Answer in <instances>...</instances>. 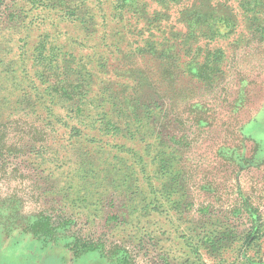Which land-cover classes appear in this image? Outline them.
<instances>
[{
    "label": "rangeland",
    "instance_id": "374dc122",
    "mask_svg": "<svg viewBox=\"0 0 264 264\" xmlns=\"http://www.w3.org/2000/svg\"><path fill=\"white\" fill-rule=\"evenodd\" d=\"M6 4L0 264H264V0ZM136 67L154 144L115 124ZM41 215L71 225L35 235ZM72 235L102 246L75 255Z\"/></svg>",
    "mask_w": 264,
    "mask_h": 264
},
{
    "label": "trees",
    "instance_id": "16d2710c",
    "mask_svg": "<svg viewBox=\"0 0 264 264\" xmlns=\"http://www.w3.org/2000/svg\"><path fill=\"white\" fill-rule=\"evenodd\" d=\"M5 7H7L6 0H0V18L5 12ZM16 11H18V9L14 12L8 13L7 17H11V21L16 20ZM4 22H6V20L2 23ZM0 50H2L0 53H5L7 51V49L2 45L0 46ZM12 63L13 60L5 61L3 58H0V67L2 68L1 72L5 74V80H7V76L10 77L14 73ZM130 70L135 71L138 74L137 78L139 79V89L135 91V97L131 98V105L126 108H119L121 110L117 112L116 115L119 121H115V124L123 125V131L127 134L138 136L141 139H144L147 136H154V144L156 143V138L160 135L163 127L161 125L162 120L160 117L161 108L159 107L160 96L156 85L150 81L149 77L146 76V72L142 68L136 67L135 70ZM75 95L76 94H73L70 99L73 100ZM78 101L79 99L76 100V102ZM76 111L79 112V116L83 114V109H79L78 105L76 106ZM115 129L118 128L115 127ZM70 225L71 220L69 218L59 222L55 221L52 215H41L32 222L30 230L35 235L55 240L58 237L59 230L69 228ZM253 227L255 230L258 228L255 221L253 223ZM72 238V241L68 244L75 255L88 251H94L102 246L101 242H96L83 236L72 235ZM122 262L123 264H128L126 258H123Z\"/></svg>",
    "mask_w": 264,
    "mask_h": 264
}]
</instances>
